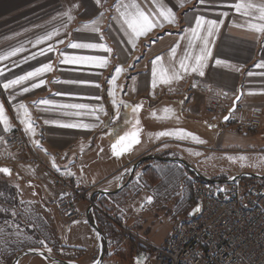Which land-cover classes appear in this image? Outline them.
<instances>
[{
  "label": "crops",
  "instance_id": "obj_1",
  "mask_svg": "<svg viewBox=\"0 0 264 264\" xmlns=\"http://www.w3.org/2000/svg\"><path fill=\"white\" fill-rule=\"evenodd\" d=\"M129 2L130 0H123L125 4ZM117 3L118 0H100L99 4L97 0H0V57L6 56L14 49H21L14 56L0 59V104L4 106L10 125V129L5 131L4 125L0 123V140L11 133L15 124H18L37 153L53 165H60L58 163L68 158H71L74 164V161H79L82 166L88 165V169L94 173L93 185L104 181L94 193L93 198L97 202H104L105 198L113 195L104 194L105 191H115L119 188L128 165L136 162L148 151L154 150V147L160 146H150L159 139L156 135L159 132L150 129L140 135L143 143L132 154L128 153L133 150L131 148L120 156L114 155L113 144L117 143L119 136L136 129L130 122L129 128L124 132L113 130L114 126L126 125L122 123L126 108L131 110L132 107L141 105L139 111H146L147 118L152 117L153 121L165 123L164 125L170 127L165 131L183 130L196 137L203 136L183 121H191L199 127L216 126L210 118L203 116L204 109L214 97L222 96L223 92H228L227 100L233 103L239 97L238 103L245 107L264 111V67L258 66L264 64V34L249 28L250 24H264V20L256 18L259 12L255 9L244 14L243 9L237 12L235 7L230 6L236 3L261 5L264 0H136L140 8L150 18L159 19L163 27H155L147 35L141 36L136 40L134 49L124 31L126 25L122 26L116 11ZM181 4L183 6H180ZM157 5L172 9L176 17L174 24L164 22ZM69 10L73 17L71 21L63 15ZM197 17L216 20L220 24L219 30L209 38L212 55L203 69L204 75L181 73L182 79L179 81L162 84L157 80L154 88L152 61L156 57H162L157 65L158 70L161 65L178 69L179 61L187 50L190 38L188 30L195 27ZM93 20L99 21L95 25L99 28L98 32L83 27ZM53 31L58 34L50 40L37 43L39 38ZM201 35L204 33L201 32ZM70 42L103 44L110 47L112 52L109 54L100 49L71 48L68 47ZM177 44L179 47L175 57H172L170 50ZM195 45L196 47L190 50L193 55L198 54L201 42L196 41ZM49 47L54 50L47 51ZM64 56L101 57L107 60V65L98 67L93 63L84 62L61 63ZM216 60L222 63L217 64ZM47 63L52 64V71L29 78L8 89L3 87L8 81L25 76ZM118 66L122 68V72L116 77L115 69ZM194 79L207 86L209 93H202L192 86ZM41 80L44 83L40 87H32ZM25 88L29 91H23ZM45 100L50 103H43ZM20 104L25 105L29 113L27 118L24 117L23 110L18 112ZM65 104H84L88 107L81 110L62 108ZM107 106L110 109V117ZM165 109L171 111L165 112ZM139 111L131 110V117ZM162 114L167 115L168 119H162ZM197 115L201 117L196 118ZM22 119H30L34 134L32 130L26 131L25 124L21 123ZM68 123L90 127L62 126ZM239 134L250 137L256 145L264 144V122L263 129L257 133L241 131ZM221 138L224 140L228 137ZM117 147L119 148V145ZM201 147L205 151L207 146ZM215 152L220 153L221 149ZM201 163L205 172L198 171L197 168L196 170L201 175L217 181L246 173L240 168L219 174L211 170L207 162ZM8 167L21 174V181H24L23 176H26L23 172L31 173L23 164ZM118 174L120 176L117 178ZM39 187L42 190V186ZM182 188L184 195L177 194L176 200L179 204L172 210L175 219H178V216H193L198 211V206L192 200L191 183ZM138 201H141L140 198ZM157 207H153V210ZM145 211L150 212L148 207ZM92 212L89 207H85L86 216ZM60 242L61 249L58 252H54L52 247H49L51 251L46 248H43V251L59 259L79 264L94 263L99 242L97 234L89 227L70 226L61 234ZM138 255L131 258L130 264L136 263ZM111 256L106 253L102 264H123ZM18 264L54 263L32 255L24 257Z\"/></svg>",
  "mask_w": 264,
  "mask_h": 264
},
{
  "label": "rangeland",
  "instance_id": "obj_2",
  "mask_svg": "<svg viewBox=\"0 0 264 264\" xmlns=\"http://www.w3.org/2000/svg\"><path fill=\"white\" fill-rule=\"evenodd\" d=\"M206 109L207 106L204 109L203 116L208 117ZM126 110L122 119V123L126 125L114 126L113 130L124 132L129 128L130 122L135 125V128L140 129L139 143L132 145L133 150L128 152L129 154H132L143 143L140 135L144 134L145 130L151 129L155 132H163L170 128L164 125L165 123L153 121L152 117L147 118L146 111L144 113L139 111L137 115L131 117V110L129 108H126ZM162 116V119H168L167 115L162 114ZM200 117V115L196 116V118ZM136 120H139L138 125ZM183 122L203 136L198 137L203 143L187 138L178 139L174 136H161L156 141L157 143L153 142L150 145L160 144V146L154 147V150L148 151L142 157L157 155L167 159L178 158L191 163L192 167L202 172H205V168L201 162H207L209 168L219 174L242 168L241 170L246 173L264 175V162H262L264 161V150H262L264 144L259 143L256 145L255 141L250 140V137L240 135L241 131L232 127L219 132L215 125L199 127L191 121L184 120ZM262 129L263 125L260 130L253 133H257ZM222 136L228 138L222 140ZM203 145L207 146L205 151L201 147ZM220 149V153L215 152ZM170 155L174 157H170ZM240 157H246L247 159L242 161ZM74 162L76 164V168H74L76 169L75 176L79 180L82 191L90 186H96V191L102 186L104 181L93 185L94 173L88 169V165L82 166L79 161ZM145 162L135 168L130 181L125 186L132 164L128 165L124 170V178L120 181L121 185L116 189L118 192L105 198L104 202L99 201L100 210L89 214V219L95 221L105 235V254H111V257L123 264H130L131 258L137 256L139 251L138 260L134 264H155L153 248L159 249L162 247L166 238L176 226L177 219L172 214V210L179 204V201L176 200L177 194H183L182 187H188L190 181L196 178L186 167L179 163H169L161 160H147ZM69 163L72 162L67 163L65 160L58 163L61 166L57 165L56 167L64 169L65 165H69ZM23 166H26L28 171L30 170L33 174L23 172L26 175L23 176V178L25 177L24 181L20 179L21 174L15 172L12 168H7L10 170V174L0 172V181H5L15 189L14 196L4 190L0 191V264H11L15 256L28 248L40 250L46 248L49 250V247H52L54 252H58L61 249V234L73 225H84L95 233L89 226L86 215L87 224L68 225L59 219L56 205L47 198L50 191H48L44 182L37 178L38 171L29 165ZM4 167L0 165V168ZM119 176L120 174L116 177ZM112 178L114 179L115 176ZM112 178L111 180H113ZM241 181L245 184L264 186V180L260 179L243 178ZM39 186H42V190ZM138 198H140V202ZM93 200L95 201V199ZM149 200L151 202L148 204L147 201ZM80 204L79 211L85 212V207L91 208L85 200ZM155 206L158 207L153 210ZM147 207L150 212L145 211ZM98 252L99 247L95 256L98 255Z\"/></svg>",
  "mask_w": 264,
  "mask_h": 264
},
{
  "label": "built area",
  "instance_id": "obj_3",
  "mask_svg": "<svg viewBox=\"0 0 264 264\" xmlns=\"http://www.w3.org/2000/svg\"><path fill=\"white\" fill-rule=\"evenodd\" d=\"M192 86L209 93L198 80L194 79ZM227 97L228 92L214 97L206 109L219 132L231 127L252 133L261 129V109L237 102L231 112L233 102ZM226 116L229 118L225 121ZM20 128L15 124L0 140V165L34 168L50 191L47 198L56 205L59 219L68 225L87 224L84 212L79 211L80 203L85 200L91 211L100 210L92 199L96 186L82 191L74 173L76 165L72 162L64 169L56 167L37 153ZM191 187L198 211L179 217L164 245L153 248L155 264H264V186L246 185L240 180L212 185L194 178Z\"/></svg>",
  "mask_w": 264,
  "mask_h": 264
},
{
  "label": "snow or ice",
  "instance_id": "obj_4",
  "mask_svg": "<svg viewBox=\"0 0 264 264\" xmlns=\"http://www.w3.org/2000/svg\"><path fill=\"white\" fill-rule=\"evenodd\" d=\"M100 0H97V3L99 4ZM180 6H183L182 4ZM236 8L237 12H240L242 9L244 10V14H248L250 10L255 9L259 12V16L256 17L259 20H264V4L261 5H254L252 3L242 4V3H236L234 5H230ZM116 7V11L119 13V18L122 21V26L126 25V28L124 29L126 35L129 37V42L132 44L133 49L136 45V40H138L141 36L147 35L148 32H150L155 27H163V23L157 18H150L149 15H147L140 6L136 3V0H130L129 3L125 4L123 3V0H118ZM159 15L163 17L164 22L174 24L176 17L175 13L172 11L171 8L164 9L157 5ZM64 16L68 17V20L71 21L73 17L71 16V10L68 12L63 13ZM101 18L103 17V13L100 14ZM99 23L98 20H93L89 24L83 25L84 28L90 29L91 31L98 32L99 28L96 27ZM222 23V22H221ZM220 24L216 20H205L204 17H197L195 22V27L189 29L190 32V38L188 40L187 50L185 51L184 57L179 61V68L171 67L166 68L163 65L160 66L159 70L157 69L158 63L162 60V57H156L154 61H152V85L155 88L157 85V80H159V83L162 84H171L174 81H179L182 79L181 73L190 74V73H197L200 76L204 75L203 69L207 66V60L211 57V48L209 46L210 44V37H213L214 34L219 30ZM249 28L251 30H254L258 33L264 34V24L257 25V24H250ZM201 32L204 33V35H201ZM57 31L49 32L47 35L39 38L37 40V43H42L45 40H50L53 36L57 35ZM200 41L201 47L199 48V52L196 55H193L190 50L194 49L196 47L195 42ZM62 42V41H61ZM68 47L71 48H90V49H100L104 52L111 53L112 49L110 47H107L103 44H93V43H69ZM179 47V44L174 46L170 50V55L172 57H175L176 50ZM54 49L52 47H49L47 51L51 52ZM21 49H14L11 52H8L6 56L0 57V59H5L8 56H14L16 55ZM43 54V53H42ZM61 63H68V62H84V63H93L98 67H105L107 65V60L101 57H94V56H88V57H72L69 58L67 56H64V58L60 61ZM217 64H221L222 61L216 60ZM259 67H264V64L258 65ZM53 70V66L51 63L44 64L42 67L36 69L33 72L27 73L25 76H21L18 79L10 80L8 83L4 84L3 87L5 89H8L9 87H13L17 84H20L21 82L35 77L42 75L46 72H50ZM122 72L121 67H116L115 69V76L118 77ZM113 80H115V77H113ZM44 81L41 80L39 83L33 84L32 87H40L41 84H43ZM23 91L27 92L29 91L28 88L23 89ZM239 99V97H237ZM43 103L48 104L49 101L45 100ZM115 103V102H114ZM125 107H128V105H124ZM65 109H86L88 106L84 104H65L61 106ZM142 106L137 105L135 107H132L133 112H138ZM20 110H23L24 117L27 118L29 116V113L25 107V105L20 104L18 106V112ZM103 111V109H100ZM165 112H170V109H165ZM107 115V113H105ZM119 115V109L117 107V116ZM98 118V117H97ZM229 117H225V120H228ZM0 123L4 125L5 131L10 129V125L8 122V119L5 115V109L2 104H0ZM21 123L25 124L26 131L32 130L34 134V130L32 129V123L30 119H22ZM136 124H139V120H136ZM63 127H70V128H76V127H83V128H89V125H83V124H75V123H68L63 124ZM211 127V126H209ZM140 129L136 128L132 132L125 133L123 136H119L117 143L113 144V153L116 156H120L124 151L130 150L133 144H138ZM157 137L161 136H174L178 139H183L186 137H191L194 141H197L199 143H203V141L199 140L198 137H196L194 134L180 130V131H163L156 134ZM119 145V148L117 147ZM231 159V158H230ZM242 161H245L246 157H240ZM264 162V161H262ZM243 166V165H242ZM0 172H3L5 174H10V170L7 168H0ZM149 202H151L149 200ZM198 210V209H197ZM43 243V242H41ZM49 251H51L49 249Z\"/></svg>",
  "mask_w": 264,
  "mask_h": 264
},
{
  "label": "water",
  "instance_id": "obj_5",
  "mask_svg": "<svg viewBox=\"0 0 264 264\" xmlns=\"http://www.w3.org/2000/svg\"><path fill=\"white\" fill-rule=\"evenodd\" d=\"M238 101H239L238 99H236L234 101L233 107L231 109V112L235 109V106H236ZM147 160H161V161L169 162V163H179L182 166L186 167L197 179L199 178V179H201V180H203V181H205L207 183H210L212 185L225 184V183H229V182L240 180V179H242L244 177L264 180V175L253 174V173H243V174H240V175H236V176H234V177H232L230 179H227V180L217 181V180H213V178L210 179L208 177H205V176L201 175L194 167H192L189 163H187L186 161H183L182 159H178V158L167 159V158L159 157L157 155H151V156H147V157H142L141 159L137 160L136 162H134L132 164L128 181L125 184H127L130 181V177L133 175V173L135 171V168H137V166L139 164H141V163H143V162H145ZM117 192H118L117 190H115V191H105L104 194L111 195V194H115ZM93 197H94V194L92 195V198ZM87 217H88V224L95 231V233L97 234L98 242H99V252H98V255H97V258H96L95 262L92 263V264H102L104 256H105V252L104 251H106V245H105L106 238H104L105 235L101 232V230L98 227L97 223L95 221H92V220L89 219V213L87 214ZM32 255L40 257L41 259H43L45 261L52 262L54 264H79V263L74 262V261H68V260L59 259L57 257L51 256V255L45 253L43 250L35 249V248H28V249L23 250L21 253H19L17 256H15L13 258L11 264H18L20 262V260L23 259L24 257L32 256Z\"/></svg>",
  "mask_w": 264,
  "mask_h": 264
},
{
  "label": "trees",
  "instance_id": "obj_6",
  "mask_svg": "<svg viewBox=\"0 0 264 264\" xmlns=\"http://www.w3.org/2000/svg\"><path fill=\"white\" fill-rule=\"evenodd\" d=\"M127 77H125V81H126ZM107 113H108V116L110 117V109L109 107L107 106ZM70 160V161H69ZM66 162H72V159L71 158H68L66 160ZM145 163H148V162H145ZM67 165V164H66ZM65 165V166H66ZM188 171V170H187ZM189 172V171H188ZM190 175H192L190 172H189ZM195 177V176H193ZM6 191L7 193H11L12 196L15 195V189L13 187H10L5 181H0V191Z\"/></svg>",
  "mask_w": 264,
  "mask_h": 264
}]
</instances>
